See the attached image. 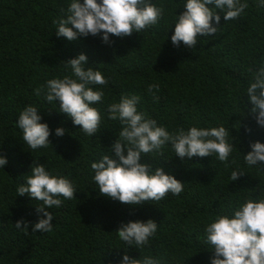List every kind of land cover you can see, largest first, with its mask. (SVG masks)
I'll return each mask as SVG.
<instances>
[{
    "label": "trees",
    "instance_id": "obj_1",
    "mask_svg": "<svg viewBox=\"0 0 264 264\" xmlns=\"http://www.w3.org/2000/svg\"><path fill=\"white\" fill-rule=\"evenodd\" d=\"M70 2L0 0V154L8 160L0 166V264H119L125 252L137 259L151 255L160 264H211L214 249L206 242L207 224L217 215L232 217L248 199H264V162L249 166L244 159L251 143H264V127L250 113L246 91L253 73L264 66V6L246 0L249 7L229 21L220 12L219 25L212 21L218 32L198 36L192 49L171 42L186 0H151L165 9L158 24L130 37L111 36L112 44L100 36L58 37L55 21L66 16ZM81 53L88 57L85 67L108 80L92 86L104 92L92 105L101 115L93 136L59 112V101L44 98L47 81L72 75L65 61ZM151 84L159 86L154 95L147 90ZM37 88L43 89L40 96ZM122 95L139 96L138 112L170 133L193 126L225 127L234 146L227 164L215 154L181 159L169 143L142 155L141 163L151 164L153 171L163 167L184 183L178 196L169 192L160 201L136 206L101 196L91 164L112 156L122 124L109 119L108 106ZM28 105L49 125L46 148L32 150L23 141L17 121ZM57 127L66 129L62 137L56 136ZM34 162L68 178L76 190L73 199L61 197L59 208L48 209L54 216L50 232H32L42 202L17 193ZM233 171L244 174L232 181ZM21 219L29 223L27 234L15 227ZM148 219L158 229L147 246L139 249L119 239L120 223Z\"/></svg>",
    "mask_w": 264,
    "mask_h": 264
},
{
    "label": "clouds",
    "instance_id": "obj_2",
    "mask_svg": "<svg viewBox=\"0 0 264 264\" xmlns=\"http://www.w3.org/2000/svg\"><path fill=\"white\" fill-rule=\"evenodd\" d=\"M260 6H264V0H260ZM183 7L185 11L177 15L171 42L176 47L183 42L186 47L194 49L198 36H213L218 32L219 28L214 27L212 21L214 18L219 25L220 12L226 21L235 20L249 4L246 0H186ZM164 11L163 6L158 7L151 0H83V3L71 0L66 16L55 21L56 35L68 41L89 35L100 36L103 43L112 44L111 36L130 37L134 32L140 33L158 24ZM87 61L84 53L65 61L72 75L48 80L44 98L49 103L59 101V112L71 118L74 125L81 126L85 134L93 136L98 132L101 115L92 105L102 100L104 92L94 90L92 86L106 85L108 80L99 70L86 68ZM154 89L158 91L159 86L151 84L147 90L154 95ZM34 91L36 96H40L43 89ZM246 91L252 105L250 113L256 123L264 127V66L253 73ZM139 100L136 95H122L118 103L108 106L109 119H119L122 128L110 148L112 156L104 155L99 162L91 164L101 196L133 206L160 201L169 192L178 196L184 183L166 173L163 167L153 171L151 164L141 163L142 155L159 152L169 143L181 159L215 154L219 161L227 164L234 146L228 141L229 133L225 127L193 126L187 131L180 128L170 133L165 127L157 126L156 120L146 119L143 113L138 112ZM41 120L38 109L32 105L19 113L18 127L22 130L23 141L32 150L46 148L51 143L49 125ZM65 132L63 127L55 130L58 137ZM250 147L251 151L244 155L245 162L249 166L264 162V143L255 141ZM7 163V158L0 154V166L4 167ZM30 167L26 183L17 188V193L42 202L36 206L40 218L31 225L32 232H50L54 216L48 209L59 208L61 197L73 199L76 190L68 178L52 175L44 164L34 162ZM243 174L233 171L231 180L236 181ZM15 227L27 234L29 223L21 219ZM157 229L158 223L148 219L146 222H122L116 231L121 241L142 249L149 244ZM205 232L206 242L214 249L211 264H264V199L246 200L232 217L217 215L213 222L207 224ZM119 264H160V261L151 255H141L137 259L125 252Z\"/></svg>",
    "mask_w": 264,
    "mask_h": 264
}]
</instances>
